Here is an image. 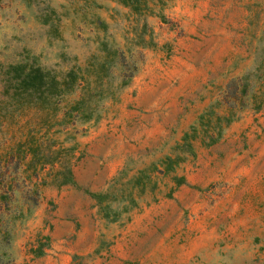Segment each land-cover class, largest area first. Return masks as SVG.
I'll list each match as a JSON object with an SVG mask.
<instances>
[{
  "label": "rangeland",
  "instance_id": "374dc122",
  "mask_svg": "<svg viewBox=\"0 0 264 264\" xmlns=\"http://www.w3.org/2000/svg\"><path fill=\"white\" fill-rule=\"evenodd\" d=\"M149 4L143 17L114 0H0V160L38 116L10 103L9 64L61 73L143 19L155 43L77 125L73 179L38 187L8 264H264V95L249 98L264 91V0Z\"/></svg>",
  "mask_w": 264,
  "mask_h": 264
},
{
  "label": "trees",
  "instance_id": "16d2710c",
  "mask_svg": "<svg viewBox=\"0 0 264 264\" xmlns=\"http://www.w3.org/2000/svg\"><path fill=\"white\" fill-rule=\"evenodd\" d=\"M114 1L136 16L151 13L149 0ZM99 22L105 26L104 22ZM124 39V44L118 45L111 39L102 38L99 57L92 53L82 65L73 64L61 73L21 61L8 65L10 103L15 110L31 108L38 116L24 137L13 143L4 160H0V264H8L12 259L15 227L31 215L38 201V187L46 183L59 186L72 181V166L79 157L75 154L73 137L77 125L100 116L103 102L115 99L130 83L142 48L155 44L144 19L141 28ZM247 75L230 80L234 88L230 100H241L235 87ZM260 93L252 87L250 101H262L264 91ZM68 95L73 96L67 99ZM252 106L259 108V104ZM228 116L232 115L228 112L217 115L218 120L223 118L225 123ZM59 134L64 136L59 139ZM216 138L210 137V141ZM68 139L72 143L66 144ZM41 237L42 240L37 239L28 247L27 251L32 255L42 253L47 245L48 236Z\"/></svg>",
  "mask_w": 264,
  "mask_h": 264
}]
</instances>
